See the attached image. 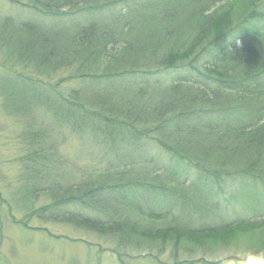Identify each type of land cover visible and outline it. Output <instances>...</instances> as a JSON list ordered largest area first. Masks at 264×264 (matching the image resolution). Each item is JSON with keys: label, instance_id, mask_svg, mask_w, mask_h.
<instances>
[{"label": "trees", "instance_id": "obj_1", "mask_svg": "<svg viewBox=\"0 0 264 264\" xmlns=\"http://www.w3.org/2000/svg\"><path fill=\"white\" fill-rule=\"evenodd\" d=\"M20 3L52 20L6 30L7 47L21 40L8 58L37 74H15L35 99L13 110L40 107L50 120L23 133L29 204L16 207L109 237L122 252L167 245L201 254L192 262L238 242L246 256L264 252V0ZM58 73L67 75L40 82ZM67 79L79 85L58 89ZM70 135L104 158L74 184L53 172ZM40 196L49 204L32 211ZM230 204L251 214L225 222ZM192 207L200 222L182 220Z\"/></svg>", "mask_w": 264, "mask_h": 264}, {"label": "rangeland", "instance_id": "obj_2", "mask_svg": "<svg viewBox=\"0 0 264 264\" xmlns=\"http://www.w3.org/2000/svg\"><path fill=\"white\" fill-rule=\"evenodd\" d=\"M20 1L23 0H0V264H246L250 256L245 255L242 245L244 242L202 254L207 261L197 262L190 259H197L196 256L201 254L188 257L179 247L177 254L175 252L173 255L172 250L175 248L167 245L161 253H157L155 249H152V252L147 249L122 252L115 248V242L109 237L83 230L73 223L42 221L37 214L27 215V210L16 207L21 203L29 204L26 200L28 194L24 192L27 182H22V177L28 175V172H23L28 167L27 160L26 163L23 160L28 155L23 133L27 132L31 122L38 125L39 120H50L43 119L40 107L36 108L35 114L28 115L17 114L13 110L22 107L24 109L30 98L35 99V94L30 92V85L24 84L15 75L19 72L31 74L22 69L20 64L13 63L12 58H8L12 55L19 56L17 47L20 46L21 40L17 39L7 47L6 30L13 26L18 29L23 23L28 25L27 21L30 20L41 22L42 26H49L52 20V17L29 11L21 6ZM81 19L86 21L88 16H81ZM73 22L74 20H67L66 24L56 26L70 28ZM34 74L31 76L37 80V74ZM61 75L66 76L67 73H58L49 80L43 78L40 82L52 84L57 82ZM78 85L77 81L67 79L57 88L62 90ZM90 143L87 139L82 140L70 135L68 140L59 145L60 154L65 161L57 164V167H54L56 171L53 172L56 175H69L62 183L79 182L93 166V159L103 157L101 151ZM60 180L62 178L57 182L63 185ZM237 191L242 190L238 188ZM49 202L48 196H40L29 208L34 211ZM231 206L236 209L232 210ZM239 207L238 204L229 205L225 222L251 214V209L241 210ZM72 208L73 206L70 207ZM179 214L182 220L189 218L191 221L200 222L201 219L199 214L193 212V207L179 211ZM210 220L211 218L204 217L202 222L209 223Z\"/></svg>", "mask_w": 264, "mask_h": 264}, {"label": "clouds", "instance_id": "obj_3", "mask_svg": "<svg viewBox=\"0 0 264 264\" xmlns=\"http://www.w3.org/2000/svg\"><path fill=\"white\" fill-rule=\"evenodd\" d=\"M246 264H264V252L256 255V256H250Z\"/></svg>", "mask_w": 264, "mask_h": 264}, {"label": "bare ground", "instance_id": "obj_4", "mask_svg": "<svg viewBox=\"0 0 264 264\" xmlns=\"http://www.w3.org/2000/svg\"><path fill=\"white\" fill-rule=\"evenodd\" d=\"M19 73H21V72H19ZM140 144L142 145V143H140ZM141 147H142V149H144V148H145V144H143ZM89 151H90V150H89ZM102 160H104L103 157H95V158L93 159V163H92L93 166H98ZM62 174H64V173H62Z\"/></svg>", "mask_w": 264, "mask_h": 264}]
</instances>
